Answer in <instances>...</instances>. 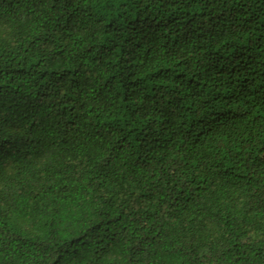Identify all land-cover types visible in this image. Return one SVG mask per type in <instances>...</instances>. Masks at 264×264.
<instances>
[{
    "label": "trees",
    "instance_id": "1",
    "mask_svg": "<svg viewBox=\"0 0 264 264\" xmlns=\"http://www.w3.org/2000/svg\"><path fill=\"white\" fill-rule=\"evenodd\" d=\"M0 264H264V0H0Z\"/></svg>",
    "mask_w": 264,
    "mask_h": 264
}]
</instances>
